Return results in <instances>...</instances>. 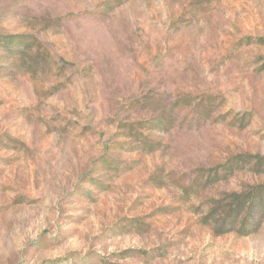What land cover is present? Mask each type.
I'll list each match as a JSON object with an SVG mask.
<instances>
[{
    "label": "rangeland",
    "instance_id": "rangeland-1",
    "mask_svg": "<svg viewBox=\"0 0 264 264\" xmlns=\"http://www.w3.org/2000/svg\"><path fill=\"white\" fill-rule=\"evenodd\" d=\"M0 264H264V0H0Z\"/></svg>",
    "mask_w": 264,
    "mask_h": 264
},
{
    "label": "trees",
    "instance_id": "trees-1",
    "mask_svg": "<svg viewBox=\"0 0 264 264\" xmlns=\"http://www.w3.org/2000/svg\"><path fill=\"white\" fill-rule=\"evenodd\" d=\"M239 208L237 207V205H235L233 208H230V210L228 211L227 215H232L233 217H237L240 212H239ZM246 221H244L242 224L243 226L245 225Z\"/></svg>",
    "mask_w": 264,
    "mask_h": 264
}]
</instances>
